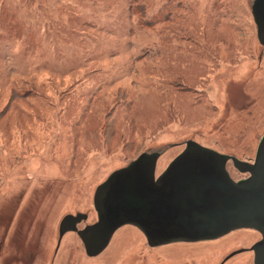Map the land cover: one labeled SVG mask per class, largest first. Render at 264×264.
I'll use <instances>...</instances> for the list:
<instances>
[{"label":"rangeland","instance_id":"374dc122","mask_svg":"<svg viewBox=\"0 0 264 264\" xmlns=\"http://www.w3.org/2000/svg\"><path fill=\"white\" fill-rule=\"evenodd\" d=\"M253 0H0V264H253L236 230L151 248L118 229L88 257L59 225L141 154L158 177L192 141L252 164L264 135ZM237 181L247 178L229 161Z\"/></svg>","mask_w":264,"mask_h":264},{"label":"water","instance_id":"95a60500","mask_svg":"<svg viewBox=\"0 0 264 264\" xmlns=\"http://www.w3.org/2000/svg\"><path fill=\"white\" fill-rule=\"evenodd\" d=\"M251 14L258 42L264 46V0H253ZM159 156L158 152L141 154L113 172L94 192L97 221L79 230L77 225L87 216H65L59 225L58 246L64 234L74 232L92 258L124 226L140 231L151 248L213 241L248 229L261 236L249 249L253 264H264V135L252 164L189 141L156 177ZM228 161L248 177L233 181L226 170ZM242 252L230 254L221 264Z\"/></svg>","mask_w":264,"mask_h":264},{"label":"flooded vegetation","instance_id":"af4514ba","mask_svg":"<svg viewBox=\"0 0 264 264\" xmlns=\"http://www.w3.org/2000/svg\"><path fill=\"white\" fill-rule=\"evenodd\" d=\"M228 162H229V161H228ZM228 162H227V164H228ZM227 164H226V166H227ZM231 179H232V178H231ZM243 179H246V177L243 178ZM243 179H242V180H243ZM232 180H233V179H232ZM233 181H235V180H233ZM237 181H240V180H237ZM246 230H248V229H246Z\"/></svg>","mask_w":264,"mask_h":264},{"label":"bare ground","instance_id":"6f19581e","mask_svg":"<svg viewBox=\"0 0 264 264\" xmlns=\"http://www.w3.org/2000/svg\"><path fill=\"white\" fill-rule=\"evenodd\" d=\"M229 174V173H228Z\"/></svg>","mask_w":264,"mask_h":264}]
</instances>
